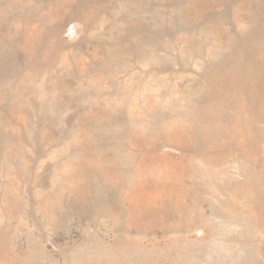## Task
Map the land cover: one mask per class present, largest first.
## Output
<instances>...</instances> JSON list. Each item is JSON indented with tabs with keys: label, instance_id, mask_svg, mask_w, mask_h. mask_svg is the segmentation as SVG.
I'll use <instances>...</instances> for the list:
<instances>
[{
	"label": "rangeland",
	"instance_id": "obj_1",
	"mask_svg": "<svg viewBox=\"0 0 264 264\" xmlns=\"http://www.w3.org/2000/svg\"><path fill=\"white\" fill-rule=\"evenodd\" d=\"M0 264H264V0H0Z\"/></svg>",
	"mask_w": 264,
	"mask_h": 264
}]
</instances>
